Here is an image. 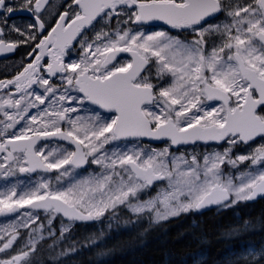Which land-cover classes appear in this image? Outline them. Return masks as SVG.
<instances>
[{
  "label": "snow or ice",
  "instance_id": "6c2138e0",
  "mask_svg": "<svg viewBox=\"0 0 264 264\" xmlns=\"http://www.w3.org/2000/svg\"><path fill=\"white\" fill-rule=\"evenodd\" d=\"M21 47L0 78V264H32L77 221L151 228L264 197V0H0V55ZM105 236L49 258L103 257Z\"/></svg>",
  "mask_w": 264,
  "mask_h": 264
},
{
  "label": "trees",
  "instance_id": "16d2710c",
  "mask_svg": "<svg viewBox=\"0 0 264 264\" xmlns=\"http://www.w3.org/2000/svg\"><path fill=\"white\" fill-rule=\"evenodd\" d=\"M127 215L121 212L109 219L106 214L98 227L72 226L66 234L71 239L66 238L52 249L47 247L51 240L38 245L32 264H226L233 252L250 246L264 247V200L255 204L242 202L202 215L190 212L151 228L147 221L125 225ZM245 222L255 228L239 236L226 238L222 235L229 226H240ZM54 227L59 235L56 223ZM100 231L106 233L104 248L107 255L98 257L95 248L85 247L55 262L49 258L72 242L93 233L98 235Z\"/></svg>",
  "mask_w": 264,
  "mask_h": 264
},
{
  "label": "flooded vegetation",
  "instance_id": "af4514ba",
  "mask_svg": "<svg viewBox=\"0 0 264 264\" xmlns=\"http://www.w3.org/2000/svg\"><path fill=\"white\" fill-rule=\"evenodd\" d=\"M19 13V12H16ZM13 13L12 17L9 19V25L15 21L17 26L23 27L26 23L29 22L28 15H17ZM13 35H15L13 33ZM23 54V47L17 49L15 53H5L4 58L0 60V69L5 70L6 72L3 73L0 70V78H4L5 76H12L17 71L21 56ZM2 255V254H0Z\"/></svg>",
  "mask_w": 264,
  "mask_h": 264
},
{
  "label": "water",
  "instance_id": "95a60500",
  "mask_svg": "<svg viewBox=\"0 0 264 264\" xmlns=\"http://www.w3.org/2000/svg\"><path fill=\"white\" fill-rule=\"evenodd\" d=\"M157 25H159V24H157ZM162 26V25H161ZM261 199H264V197H257L255 200H253V201H248V203H255V202H258L259 200H261ZM218 207H221V206H210V207H207V208H205V209H202L201 211H198L197 213L198 214H203V213H206V212H208V211H211V210H213V209H216V208H218ZM6 218V217H5ZM65 221H67V220H65ZM78 223H80V224H92V223H94V221H90V222H79V221H77Z\"/></svg>",
  "mask_w": 264,
  "mask_h": 264
},
{
  "label": "rangeland",
  "instance_id": "374dc122",
  "mask_svg": "<svg viewBox=\"0 0 264 264\" xmlns=\"http://www.w3.org/2000/svg\"><path fill=\"white\" fill-rule=\"evenodd\" d=\"M154 30H158V29H154ZM153 30V31H154ZM1 70V69H0ZM3 73H5L6 71L5 70H1ZM17 179H19V180H24V181H26L28 178H26L25 177V179H24V177H22V176H19ZM3 182L2 181H0V184H2ZM21 231H24V230H21Z\"/></svg>",
  "mask_w": 264,
  "mask_h": 264
},
{
  "label": "bare ground",
  "instance_id": "6f19581e",
  "mask_svg": "<svg viewBox=\"0 0 264 264\" xmlns=\"http://www.w3.org/2000/svg\"><path fill=\"white\" fill-rule=\"evenodd\" d=\"M194 240V239H193ZM251 242V241H250ZM220 245H222V244H220ZM128 255V254H127ZM198 264V263H197Z\"/></svg>",
  "mask_w": 264,
  "mask_h": 264
}]
</instances>
